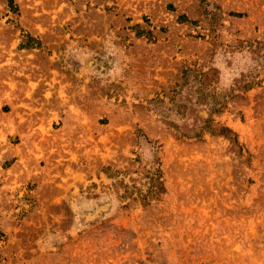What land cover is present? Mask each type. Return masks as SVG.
<instances>
[{
  "label": "rangeland",
  "instance_id": "obj_1",
  "mask_svg": "<svg viewBox=\"0 0 264 264\" xmlns=\"http://www.w3.org/2000/svg\"><path fill=\"white\" fill-rule=\"evenodd\" d=\"M0 264H264V0H0Z\"/></svg>",
  "mask_w": 264,
  "mask_h": 264
}]
</instances>
